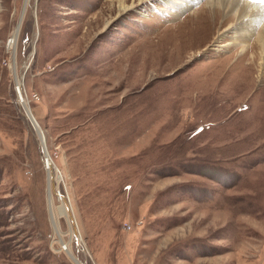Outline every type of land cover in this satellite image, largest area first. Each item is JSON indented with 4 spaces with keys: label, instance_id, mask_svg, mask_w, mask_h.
<instances>
[{
    "label": "rangeland",
    "instance_id": "obj_1",
    "mask_svg": "<svg viewBox=\"0 0 264 264\" xmlns=\"http://www.w3.org/2000/svg\"><path fill=\"white\" fill-rule=\"evenodd\" d=\"M206 1L0 0V264H264L263 26Z\"/></svg>",
    "mask_w": 264,
    "mask_h": 264
},
{
    "label": "bare ground",
    "instance_id": "obj_2",
    "mask_svg": "<svg viewBox=\"0 0 264 264\" xmlns=\"http://www.w3.org/2000/svg\"><path fill=\"white\" fill-rule=\"evenodd\" d=\"M28 1V0H26ZM118 3V11L119 13H124L125 10L131 8L132 6H134L135 3L137 4H143V2H145V0H131L132 2H129L127 0H115ZM161 3H163L165 6H169L170 9H174V11H183L187 8H190L191 6H193V3H195L196 1L199 0H160ZM257 2V3H256ZM259 3V4H258ZM261 3V4H260ZM204 4V2H203ZM264 2H260V0H207L206 3L204 4L203 7H201V9H203V11L205 12V14H207V12L209 14H213V20L211 21L208 28L206 27V18L203 20L202 23H200V27L197 26L196 24V19L199 18V16H204V15H200V13H202L203 11H200L201 9L197 10L196 12H191V17H192V21H194L192 24L193 26H191V29H203L205 28L206 32L208 31L209 34L210 33H215L214 35L219 33V30H221V28H226L228 27L230 24L232 25L233 22H236L234 25V30H233V34L234 36L231 37L232 42H239L238 39L242 38L245 41H247V39L251 36V34L255 31V27L256 25H262V29L260 31V33L257 36V40H256V45L259 46V48L261 49V55L263 56V52H264ZM164 6V7H165ZM199 8V7H198ZM161 9V8H159ZM168 9V8H167ZM171 9V10H172ZM195 17V18H193ZM222 17V19H220ZM190 22H188L189 24ZM225 23L224 27L223 24ZM228 23V25L226 24ZM19 25L18 24V28H16L15 30V35L18 33L19 31ZM219 27H221L220 29H218ZM214 29H218V30H214ZM242 41V42H245ZM244 47V46H243ZM247 47V46H246ZM245 47V48H246ZM255 47V45H254ZM248 48V47H247ZM251 49V48H250ZM245 50V49H244ZM247 50V49H246ZM245 52V51H244ZM254 56H251L252 61H254ZM248 60V59H247ZM22 78H23V74L20 75L18 74L17 78H16V91L18 89V94L16 95V98H18V102L19 105L25 102V98H24V94H23V82H22ZM23 105V104H22ZM22 107V106H21ZM28 119H29V124L32 126V128L37 130V136L38 139L40 141V144L42 145V150L44 151V153L46 152V147L44 145V141L42 140V135L40 133V130L38 129V125L36 123L35 118L32 116V114H30V112L28 113ZM48 164H50V161L47 160L46 162V169H48V177H49V185H48V192H49V207H50V216H51V220L54 222V227L56 228V230H58V226L56 223V219H57V215H56V209L53 206V201L51 198V190H52V186L55 182V177L53 176V167L47 166ZM65 201H66V197ZM64 203V202H63ZM61 205H62V199H61ZM70 207V206H68ZM71 208V207H70ZM68 213H66V215L69 217V219L71 220V222H73L74 227L71 229L70 235L71 238L74 237L75 239H77L78 241L80 240V238H78L77 236V231H76V222L74 220L73 217V213H72V208L70 209ZM66 211V210H65ZM70 254L72 253L69 250Z\"/></svg>",
    "mask_w": 264,
    "mask_h": 264
},
{
    "label": "water",
    "instance_id": "obj_3",
    "mask_svg": "<svg viewBox=\"0 0 264 264\" xmlns=\"http://www.w3.org/2000/svg\"><path fill=\"white\" fill-rule=\"evenodd\" d=\"M18 99V98H17ZM17 102H18V100H17ZM19 103V102H18ZM23 108V110L21 111V114H23L24 116H25V118L29 121V119H28V116L25 114V109H24V107H22ZM35 129V128H34ZM36 130V129H35ZM36 132H37V130H36ZM41 132V131H40ZM41 135H42V133H41ZM42 140L44 141V138H43V135H42Z\"/></svg>",
    "mask_w": 264,
    "mask_h": 264
},
{
    "label": "built area",
    "instance_id": "obj_4",
    "mask_svg": "<svg viewBox=\"0 0 264 264\" xmlns=\"http://www.w3.org/2000/svg\"><path fill=\"white\" fill-rule=\"evenodd\" d=\"M18 92H19V91H18V89H17V91H16V95L18 94Z\"/></svg>",
    "mask_w": 264,
    "mask_h": 264
},
{
    "label": "snow or ice",
    "instance_id": "obj_5",
    "mask_svg": "<svg viewBox=\"0 0 264 264\" xmlns=\"http://www.w3.org/2000/svg\"><path fill=\"white\" fill-rule=\"evenodd\" d=\"M260 2H264V0H260Z\"/></svg>",
    "mask_w": 264,
    "mask_h": 264
}]
</instances>
